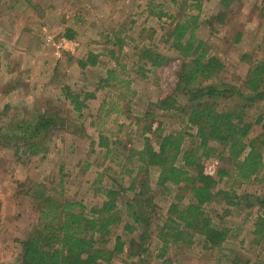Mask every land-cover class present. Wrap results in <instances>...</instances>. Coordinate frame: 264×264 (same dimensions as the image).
<instances>
[{
  "label": "rangeland",
  "instance_id": "1",
  "mask_svg": "<svg viewBox=\"0 0 264 264\" xmlns=\"http://www.w3.org/2000/svg\"><path fill=\"white\" fill-rule=\"evenodd\" d=\"M193 17L197 37L224 65L217 80L243 90L250 66L264 57V0H0V264H19L17 241L40 221L33 196L37 186L55 199L81 201L90 208L104 200L101 189L112 184L126 188L135 175L138 190L148 178L147 194L153 197L146 215L151 231L146 262L156 263L160 243L154 234L181 191L170 184L158 186L157 169L139 171L133 153L143 147L144 137L156 149L159 135L194 132L178 110L154 106L173 95L182 65L169 34L176 22H192ZM67 29L72 38L64 36ZM142 47L163 54L165 63L138 70ZM89 55L95 65L82 67L80 61ZM109 69L129 84L111 81L105 86ZM65 91L81 99L86 92L93 97L76 112ZM178 99L183 105L185 98ZM235 105L239 100L224 99L219 107L229 110ZM244 111L247 120L262 119L245 143L259 135L264 139V100ZM49 115L57 126L42 140L46 152L24 153L12 131ZM99 135L107 139L108 152L99 146ZM262 154L264 161V146ZM219 165L218 157L211 156L203 160V171L212 169L215 177ZM215 190L228 191L238 203L228 206L220 195L204 206L217 226L228 229L227 240L206 248L196 235L189 244H169L165 257L171 264H264V238L257 242L253 234L264 184L254 177L239 181L232 174L220 179ZM132 196L123 192L120 211ZM189 197L186 192L182 203Z\"/></svg>",
  "mask_w": 264,
  "mask_h": 264
},
{
  "label": "trees",
  "instance_id": "2",
  "mask_svg": "<svg viewBox=\"0 0 264 264\" xmlns=\"http://www.w3.org/2000/svg\"><path fill=\"white\" fill-rule=\"evenodd\" d=\"M196 20L197 17H193L192 22H176L169 34L182 65L177 72L173 95L154 105L161 111L176 109L181 112L185 126L194 132L175 131L159 135L156 149L149 137H144L143 147L133 153L139 171L157 169L158 186L167 188L170 184L181 191L174 195L175 201L170 203L164 222L154 234L160 243L154 256L158 261L154 264H171L165 257L167 246L189 244L196 235L206 248L218 247L227 240L228 229L217 226L204 209L220 195L226 205L238 204L231 200L233 196L228 191L215 190L220 179L234 174L239 181L254 177L264 184V139L260 140L259 135L248 143L244 141L252 126L261 124L262 120L259 116L253 121L247 120L244 109L264 100V57L250 66L243 90L217 80L224 65L217 56L208 53L205 43L197 37L193 27ZM64 36L72 38L73 32L67 29ZM165 61L166 57L161 53L146 47L139 49L138 70L148 65L158 67ZM87 63L95 65L96 61L89 55L86 61H80V65L84 67ZM114 73L113 69L106 71L105 86L112 85L111 81L119 85L129 84ZM64 95L76 112H81L86 107L85 100L93 97L88 92L82 99L71 91H65ZM178 97L185 98L183 105H178ZM224 99H237L240 105L229 110L220 109V102ZM55 126L57 120L54 117L42 116L34 123L15 127L12 139L24 148V153L37 155L46 152L42 140ZM150 126L144 127L143 134ZM186 135L188 143L185 145ZM98 144L109 147L103 135H99ZM211 156H217L220 164L215 177L203 171V160ZM135 180L136 175L126 188L112 184L101 189L104 200L90 208L81 201L55 199L37 186L33 196L38 200L40 221L25 238L17 241L20 248L18 263L114 264L118 258L120 264H147L150 252L146 240L151 233L146 215L150 212L153 197L147 194L151 192L147 177L142 179L139 190ZM124 191L133 192V196L123 202L125 211L122 212L118 203ZM186 192L190 199L182 203ZM259 208L253 229L257 242L264 238V201L259 203Z\"/></svg>",
  "mask_w": 264,
  "mask_h": 264
},
{
  "label": "built area",
  "instance_id": "3",
  "mask_svg": "<svg viewBox=\"0 0 264 264\" xmlns=\"http://www.w3.org/2000/svg\"><path fill=\"white\" fill-rule=\"evenodd\" d=\"M205 173H206V174H208V175H212V173H213V170H212V169H210V170H208V171H205Z\"/></svg>",
  "mask_w": 264,
  "mask_h": 264
}]
</instances>
